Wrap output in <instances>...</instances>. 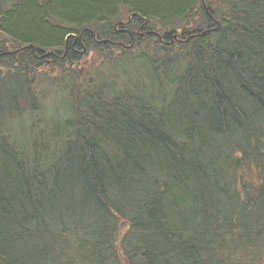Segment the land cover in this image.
I'll list each match as a JSON object with an SVG mask.
<instances>
[{"label":"trees","instance_id":"obj_1","mask_svg":"<svg viewBox=\"0 0 264 264\" xmlns=\"http://www.w3.org/2000/svg\"><path fill=\"white\" fill-rule=\"evenodd\" d=\"M263 259L264 0H0V264Z\"/></svg>","mask_w":264,"mask_h":264},{"label":"rangeland","instance_id":"obj_2","mask_svg":"<svg viewBox=\"0 0 264 264\" xmlns=\"http://www.w3.org/2000/svg\"><path fill=\"white\" fill-rule=\"evenodd\" d=\"M126 19H127V17L121 15L119 21H125ZM93 57H94L93 55H90V56L88 57L87 60H89V61H90V60L94 61L95 59H94ZM96 60H97V59H96ZM118 68H119V64L117 63V69H118ZM47 86H48V88H50V86L52 87L50 81H48V85H47ZM46 89H47V87H46ZM63 98H64V95L61 94V93H59L58 95H57V94H51V95L49 96V103H50L49 108H50L53 112H55V111H54V108H59L60 111H61V110H62V111H65V107H64L65 102H63ZM49 115H51L52 118H55L56 116H58V115H54V113H53V114H49Z\"/></svg>","mask_w":264,"mask_h":264},{"label":"water","instance_id":"obj_3","mask_svg":"<svg viewBox=\"0 0 264 264\" xmlns=\"http://www.w3.org/2000/svg\"><path fill=\"white\" fill-rule=\"evenodd\" d=\"M177 38V37H176ZM262 264H264V259H263V261H262Z\"/></svg>","mask_w":264,"mask_h":264}]
</instances>
